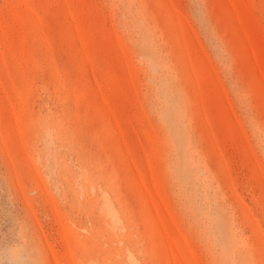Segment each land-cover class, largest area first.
I'll return each instance as SVG.
<instances>
[{
    "label": "rangeland",
    "instance_id": "rangeland-1",
    "mask_svg": "<svg viewBox=\"0 0 264 264\" xmlns=\"http://www.w3.org/2000/svg\"><path fill=\"white\" fill-rule=\"evenodd\" d=\"M0 264H264V0H0Z\"/></svg>",
    "mask_w": 264,
    "mask_h": 264
}]
</instances>
